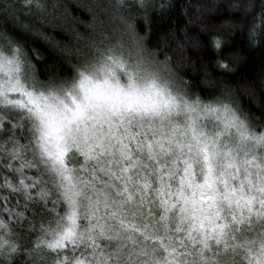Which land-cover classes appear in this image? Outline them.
Wrapping results in <instances>:
<instances>
[{
  "label": "snow or ice",
  "instance_id": "1",
  "mask_svg": "<svg viewBox=\"0 0 264 264\" xmlns=\"http://www.w3.org/2000/svg\"><path fill=\"white\" fill-rule=\"evenodd\" d=\"M135 3L147 26L148 0ZM44 9L0 0V21ZM120 19L130 42L77 49L71 75L41 72L0 30V130L2 113L19 117L0 142V264H264V123L230 88L193 92ZM248 38L264 40V0Z\"/></svg>",
  "mask_w": 264,
  "mask_h": 264
},
{
  "label": "trees",
  "instance_id": "2",
  "mask_svg": "<svg viewBox=\"0 0 264 264\" xmlns=\"http://www.w3.org/2000/svg\"><path fill=\"white\" fill-rule=\"evenodd\" d=\"M41 3L45 5L43 13L20 15L18 23L0 21V30H7L24 43L32 62L41 72L51 67L53 72L59 70L61 75H71L69 69L77 63L76 49L84 48L83 39L90 32L89 23L95 19L90 11L92 0H41ZM148 3V24L145 25V20L139 22L137 31L140 35L147 34L149 50L164 48L174 61L173 69L202 98L208 99L230 88L240 97L244 110L250 115L255 113L254 121L264 123L261 112L264 109V40L252 46L248 38L261 0H148ZM161 4L166 7L161 8ZM233 4L241 6L234 8L231 7ZM245 4L251 5L247 11L243 7ZM22 11L27 12V9ZM23 25L28 28L24 29ZM213 37L221 39L219 49L213 46ZM158 41L166 43L158 44ZM178 44L183 46L182 52ZM220 64H227L228 68H222ZM40 78L45 77L41 74ZM2 115L0 142L13 135L8 121L16 124L19 120L12 112ZM256 117L261 118L257 120ZM23 135L27 136V132ZM20 136L16 129L15 137ZM25 142L20 140V143ZM27 175L35 177L36 173L32 171ZM0 196L11 198L6 190H0ZM20 203L24 201L21 199ZM3 206L0 202V209ZM13 206L8 205L9 208ZM15 210L23 211L22 208Z\"/></svg>",
  "mask_w": 264,
  "mask_h": 264
},
{
  "label": "rangeland",
  "instance_id": "3",
  "mask_svg": "<svg viewBox=\"0 0 264 264\" xmlns=\"http://www.w3.org/2000/svg\"><path fill=\"white\" fill-rule=\"evenodd\" d=\"M92 3L93 6L90 7V11L94 14L95 19L89 23L90 32L83 39L84 48L80 49V52L83 53L91 52L89 45L93 41L99 47L115 44L117 40L130 42L126 25L120 19L121 15H124L128 19L135 18L136 27L139 22L144 20L145 10L139 8L135 0H125L124 6L120 8L115 7L116 0H92ZM100 41H103V44ZM80 52H77V54L80 55ZM14 114L17 115L16 113ZM78 162H82V158ZM78 162L76 163V167H79Z\"/></svg>",
  "mask_w": 264,
  "mask_h": 264
}]
</instances>
